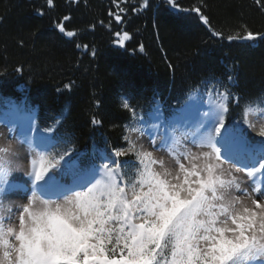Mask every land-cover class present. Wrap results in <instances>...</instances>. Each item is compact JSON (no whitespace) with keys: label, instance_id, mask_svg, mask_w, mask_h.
<instances>
[{"label":"snow or ice","instance_id":"obj_1","mask_svg":"<svg viewBox=\"0 0 264 264\" xmlns=\"http://www.w3.org/2000/svg\"><path fill=\"white\" fill-rule=\"evenodd\" d=\"M168 2L177 7L175 0ZM47 3L52 6L53 0ZM193 11L208 25L200 8ZM259 36L247 31L229 39L255 41ZM128 39L124 32L120 45ZM230 99L239 103L228 89L217 92L202 117L182 128L173 124L171 134L159 120L154 131L126 126L127 147L105 151L99 163H81L79 154L66 159L72 150L57 153L50 142L55 129L42 134L34 116L9 120L23 112L10 104L0 117L9 131V142L0 145V264H264V186L256 183L257 173L264 176V140L225 126ZM253 105L255 120L249 119ZM123 107L136 117L127 98ZM159 113L157 107L150 116ZM182 118L174 119L179 123ZM242 122L264 137V94L245 102ZM162 126L164 135L158 131ZM145 134L153 150L137 147ZM13 140L27 148V187L9 182L21 167ZM156 152L166 153L171 165ZM129 153L133 161L119 159ZM238 173L251 179L248 188ZM18 192L25 202L6 206L5 200Z\"/></svg>","mask_w":264,"mask_h":264},{"label":"trees","instance_id":"obj_2","mask_svg":"<svg viewBox=\"0 0 264 264\" xmlns=\"http://www.w3.org/2000/svg\"><path fill=\"white\" fill-rule=\"evenodd\" d=\"M175 2L0 0V112L12 101L35 113L41 133L55 129L54 151L71 149L66 159L81 163L127 147L123 98L136 113L158 107L170 119L191 97L228 89L239 103L230 99L225 122L242 118L245 102L264 94V38L229 37L264 34V0Z\"/></svg>","mask_w":264,"mask_h":264},{"label":"rangeland","instance_id":"obj_3","mask_svg":"<svg viewBox=\"0 0 264 264\" xmlns=\"http://www.w3.org/2000/svg\"><path fill=\"white\" fill-rule=\"evenodd\" d=\"M216 91H211L210 93H208L206 95V97L204 96L203 98H195V97H191L189 99V101L187 102V104L182 108V110L178 113L177 116L175 117H179L182 116L183 118L179 120V123H176V120L174 118L170 119V120H166L163 116V114L160 112L159 116L157 117L156 115H141L139 113H136V117L133 118V116L131 117V121L129 123L128 126H132L133 124H135L136 126H139L141 128H145L146 131H154V125L159 121H163L164 123L168 124V129L167 131L169 132V134H171V128L173 126V124L176 125V127H183V126H190L193 125L196 120H198L200 117H202L203 113L206 112L208 110L209 105L212 103L213 98L216 96ZM13 103V102H12ZM11 102H7L4 107L1 109L0 112V117H2L3 113L6 111H9V105L12 104ZM256 112L257 109L255 108V105H253V111L251 112L249 119L255 120L256 117ZM154 113V112H153ZM20 115V114H19ZM16 114H12L8 117L9 120L14 121ZM21 117H24L22 115H20ZM27 117H30L29 115H26ZM141 117H143V120H141ZM243 117V115L241 116ZM229 125H234L236 129L238 130H247L248 134L253 137L255 140L260 141V140H264V137H259L256 132L247 129V125H245L242 122V118H238L235 117L229 124L225 123V126L228 127ZM259 127V124L257 125ZM128 129L126 128V134H127ZM159 133L161 135H164L166 129L162 126L158 129ZM44 135H48L47 133H42ZM9 131L8 128L4 125V124H0V145L6 144L9 142ZM131 138L136 140L137 138V134L136 133H132L131 134ZM51 143L52 140L50 141ZM11 143L13 144L14 147L19 149L20 152V164L21 167L18 169L13 170L12 175L9 177V182H16L18 184H20L22 187H27V184L25 183L27 181V176L26 173L29 171V164L28 161L26 159L27 157V148L24 145H20L18 144L15 140L11 141ZM160 141L157 140V145H159ZM140 145H143V148L146 150H153L151 147V144L149 142V137L147 134L140 136L139 139L137 140V147H139ZM191 146V145H190ZM193 151H197L196 148L192 149ZM156 156L158 157H162L165 159L166 163H168L169 165H171L172 161L171 159L167 156L166 153L163 152H156L155 153ZM121 161L123 160H128V161H133L135 159L134 155L132 153H129L127 156H123L119 158ZM55 171V170H53ZM129 172V179H131V174L134 172V169H128ZM51 174V173H50ZM238 177L240 178L241 181H243L242 187H246L248 188L249 185L252 184L251 179L245 174V173H238L237 174ZM258 178V177H257ZM263 183L262 184H258L261 186H264V176H261ZM249 190H251L249 188ZM21 193H14L12 195V197L10 199L5 200V205H9L11 204L13 207H15L16 205H19L21 203H24L25 201L21 200L18 198V196ZM7 213H5L6 215Z\"/></svg>","mask_w":264,"mask_h":264},{"label":"bare ground","instance_id":"obj_4","mask_svg":"<svg viewBox=\"0 0 264 264\" xmlns=\"http://www.w3.org/2000/svg\"><path fill=\"white\" fill-rule=\"evenodd\" d=\"M21 118H23V121H26L27 120V116H24V117H21L19 114H16L15 118H14V121H17V122H22L21 121ZM26 126V125H25Z\"/></svg>","mask_w":264,"mask_h":264},{"label":"water","instance_id":"obj_5","mask_svg":"<svg viewBox=\"0 0 264 264\" xmlns=\"http://www.w3.org/2000/svg\"><path fill=\"white\" fill-rule=\"evenodd\" d=\"M264 38V34L260 35L258 39H263Z\"/></svg>","mask_w":264,"mask_h":264}]
</instances>
